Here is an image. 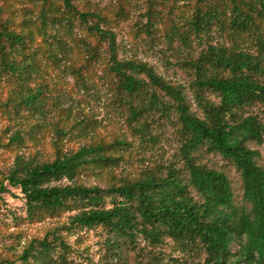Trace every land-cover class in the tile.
I'll use <instances>...</instances> for the list:
<instances>
[{"label": "trees", "instance_id": "16d2710c", "mask_svg": "<svg viewBox=\"0 0 264 264\" xmlns=\"http://www.w3.org/2000/svg\"><path fill=\"white\" fill-rule=\"evenodd\" d=\"M38 1V10L28 11V18L18 23L19 29L12 18L1 19L3 9L0 11V78L20 84L15 96L11 91L6 100L0 97V110L17 116L36 112L47 118L42 59L63 62L67 38L74 37L79 26L99 42H107L109 70L117 78L118 92L131 99L127 103L132 121L138 122L160 106L166 112L176 111L183 137V167L145 170L139 177H122L101 188L84 180L119 168L124 161L120 152L129 145L126 140L85 141L67 151L55 141L56 150L48 160L17 154L0 178V197L8 192L6 182L19 189L31 223L69 214L66 224L31 241L17 260L75 264L69 259L71 247L62 232L102 227L114 248L122 244L136 248L138 238L154 247L170 239L183 251L205 254L203 261L176 264H264V167L258 164L259 152L249 147L264 143V124L256 115L245 114L249 107L264 106V0L214 4L198 0L191 16L182 24L174 23L166 34L170 44L190 47L195 39L215 30L250 40L255 47L254 53L239 45L209 44L196 58L185 61L196 75L203 118L191 112L179 87L165 81L147 63L118 59L116 34L102 26L100 14L80 10L75 0ZM147 30L150 33L151 27ZM90 50L93 56L98 54L97 47ZM156 89L170 96L174 107L163 103ZM205 91L215 94L219 102L207 98ZM143 96L148 102L142 107L134 105L132 99ZM68 133L56 129L58 138ZM23 141L20 130L9 138V144ZM203 151L234 164L242 179L241 204L236 202L228 176L199 162ZM108 198L111 207H107ZM5 262L14 264L3 260L0 264ZM146 264L168 263L151 260Z\"/></svg>", "mask_w": 264, "mask_h": 264}, {"label": "rangeland", "instance_id": "374dc122", "mask_svg": "<svg viewBox=\"0 0 264 264\" xmlns=\"http://www.w3.org/2000/svg\"><path fill=\"white\" fill-rule=\"evenodd\" d=\"M202 1L214 4L221 0ZM40 3L38 0H0V11L3 9L1 19L12 18L16 29H19L18 23L28 18V11H37ZM75 3L80 10L100 14L102 26L116 34L119 60L147 63L165 81L181 89L191 112L200 118L204 116L197 98L196 75L185 66V61L196 58L209 44L239 45L255 51L250 40L242 41L215 30L201 39H195L190 47L180 43L170 44L166 38L170 27L174 23L182 24L190 17L198 0H75ZM147 26L151 27L150 33ZM75 31L74 37L67 38L68 48L63 62L48 63L42 59V81L47 83L44 90L47 118L40 117L36 112L17 116L7 114L8 110H0V178L8 171L17 154H24L27 158L51 159L56 150L55 141L65 151L91 140L110 142L123 139L128 142L129 145L120 152L124 157L121 166L100 177L87 178L84 180L87 185L106 188L113 180L139 177L145 170L165 171L171 165L181 169L183 137L176 111L169 109L166 112L160 106L147 115L144 112L138 122L132 121L127 103L131 99L118 92L117 78L109 70L111 63L107 42H99L98 38L79 26ZM92 46L98 49L96 56L92 55ZM19 85L17 80L0 78V97L6 100L11 91L15 96L14 91L19 93ZM156 91L163 103L174 107L175 102L170 96L159 89ZM204 94L211 101L219 102V98L210 91ZM148 100L144 96L132 99L139 107ZM245 114L256 115L264 124L263 105L249 107ZM145 122L148 124L144 126ZM59 127L68 130V136L58 138L56 129ZM16 130L22 131L24 141L22 144H9V138ZM249 147L259 152L258 164L264 167V143H251ZM198 160L228 176L236 202L241 204L242 179L234 164L218 154L205 151L199 154ZM6 185L8 192L0 197V261L24 264L17 259L29 243L66 224L69 214L31 223L27 220L25 199L20 190L10 187L7 182ZM111 206L108 198L107 207ZM62 235L71 247L69 259L75 264H146L151 260L176 264L183 260L203 261L205 257L203 252L183 251L170 239L154 247L138 238L136 248L129 244L114 248L108 242V231L102 227L77 229L70 233L63 231Z\"/></svg>", "mask_w": 264, "mask_h": 264}]
</instances>
